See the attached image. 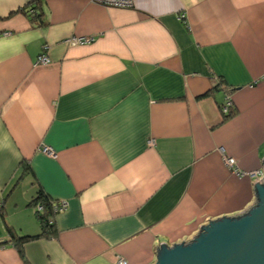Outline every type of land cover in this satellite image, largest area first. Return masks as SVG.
Segmentation results:
<instances>
[{"label":"crops","instance_id":"0c3cea01","mask_svg":"<svg viewBox=\"0 0 264 264\" xmlns=\"http://www.w3.org/2000/svg\"><path fill=\"white\" fill-rule=\"evenodd\" d=\"M263 159L264 0H0V264H25L7 229L39 233V191L67 206L29 264H153L255 204Z\"/></svg>","mask_w":264,"mask_h":264},{"label":"water","instance_id":"95a60500","mask_svg":"<svg viewBox=\"0 0 264 264\" xmlns=\"http://www.w3.org/2000/svg\"><path fill=\"white\" fill-rule=\"evenodd\" d=\"M262 180L254 185L256 203L247 211L209 220L189 241L161 243L153 264H264Z\"/></svg>","mask_w":264,"mask_h":264},{"label":"trees","instance_id":"16d2710c","mask_svg":"<svg viewBox=\"0 0 264 264\" xmlns=\"http://www.w3.org/2000/svg\"><path fill=\"white\" fill-rule=\"evenodd\" d=\"M34 10V13H29L28 11H26V14L30 15L31 18L30 20L33 22H38L40 24H43V22L40 20L41 15L37 14L35 12V9L32 8ZM221 81V82H220ZM220 81H218V83L216 84V86H214L212 90H215L217 87L221 86V88L223 90H225V92L228 94L231 93L232 89L228 88L225 83L223 82V80L221 79ZM208 92L205 94L207 95ZM225 101L223 103H221L220 109H222V106L224 105ZM233 106L229 107V110L227 113H223L224 118H228L231 115H233L234 110L232 109ZM23 164V171L26 172L28 171V166ZM56 200L52 199L50 196H48L47 194H45L43 191H39L38 192V196L32 201V205L35 207L37 204H40L42 206L41 210H37L35 209V215L37 217V220L39 222V226H40V230L39 233L36 235H19L18 233H16L14 230H12L10 227L7 229L9 236H10V241L14 243L15 247L17 248V251L22 259V261L25 264H29L28 260L26 259L25 255H24V250H23V245L25 242L32 240V239H36V238H52L55 237L58 233V229L55 225L54 222V215H55V211L53 210V204L55 203Z\"/></svg>","mask_w":264,"mask_h":264},{"label":"built area","instance_id":"2783aa9c","mask_svg":"<svg viewBox=\"0 0 264 264\" xmlns=\"http://www.w3.org/2000/svg\"><path fill=\"white\" fill-rule=\"evenodd\" d=\"M92 2L104 5L106 7H131L132 6V0H90ZM31 12L34 13V10L31 9ZM184 15L182 14V17ZM93 40V37L90 36H71V37H67L63 40L64 43L70 45V46H74V45H81V44H88ZM47 49L48 46L45 45L42 49V51L39 53L38 57H37V64L40 65H46L49 63L50 59L47 55ZM232 100L230 98V96H226V100L224 105L222 106V111L223 113H227L229 110V107L232 106ZM41 151L43 153H46L48 155L53 156L54 152L46 146H43ZM220 152L223 158L224 163L229 167V168H233V171L237 174H243L240 172V170L237 168L236 166V162L234 157H231L227 154H225L224 149L220 148ZM67 206V201L66 200H57L55 201V203L53 204V210L55 212L63 210L65 207ZM35 208L37 210H41L42 206L40 204H37L35 206ZM115 264H126V259L124 257L119 256L115 262Z\"/></svg>","mask_w":264,"mask_h":264},{"label":"rangeland","instance_id":"374dc122","mask_svg":"<svg viewBox=\"0 0 264 264\" xmlns=\"http://www.w3.org/2000/svg\"><path fill=\"white\" fill-rule=\"evenodd\" d=\"M28 12L29 13H33V12H31V10H28ZM228 96H230V94H228ZM233 105V104H232ZM221 113L223 114V111L221 110ZM232 157V156H231ZM235 159V158H234ZM236 162V161H235ZM258 174H259V176H258V178H261L262 177V175H263V171H259L258 172Z\"/></svg>","mask_w":264,"mask_h":264},{"label":"bare ground","instance_id":"6f19581e","mask_svg":"<svg viewBox=\"0 0 264 264\" xmlns=\"http://www.w3.org/2000/svg\"><path fill=\"white\" fill-rule=\"evenodd\" d=\"M46 154V153H45ZM55 154V153H54Z\"/></svg>","mask_w":264,"mask_h":264},{"label":"clouds","instance_id":"9594fccd","mask_svg":"<svg viewBox=\"0 0 264 264\" xmlns=\"http://www.w3.org/2000/svg\"><path fill=\"white\" fill-rule=\"evenodd\" d=\"M31 10V9H30ZM36 209V208H35Z\"/></svg>","mask_w":264,"mask_h":264}]
</instances>
